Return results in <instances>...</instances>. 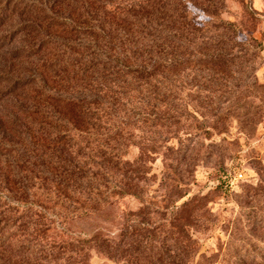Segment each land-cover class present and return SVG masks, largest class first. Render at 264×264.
I'll return each instance as SVG.
<instances>
[{
	"label": "trees",
	"instance_id": "1",
	"mask_svg": "<svg viewBox=\"0 0 264 264\" xmlns=\"http://www.w3.org/2000/svg\"><path fill=\"white\" fill-rule=\"evenodd\" d=\"M59 1L48 8L40 0H0V48L18 39L26 45L11 49L13 58L37 57L30 81L0 69V84H11L0 100L18 87L33 92L26 121L13 116L21 132L0 128V264H79L88 249L117 264L146 255L154 264H186L182 241L171 249L158 235L159 210L172 206L176 219L181 207L146 198L149 162L172 155L164 198L179 195L192 175L193 141L180 134L189 126L185 92L207 93L194 105L202 117L218 111L246 84L245 58L262 43L239 40L238 24L219 17L224 0ZM171 137L178 147L163 141ZM131 146L138 148L133 158ZM124 197L141 206L124 213L116 242L101 232L62 242L37 233L46 222L36 205L75 217Z\"/></svg>",
	"mask_w": 264,
	"mask_h": 264
},
{
	"label": "rangeland",
	"instance_id": "2",
	"mask_svg": "<svg viewBox=\"0 0 264 264\" xmlns=\"http://www.w3.org/2000/svg\"><path fill=\"white\" fill-rule=\"evenodd\" d=\"M124 1L127 2L116 0V3ZM224 1L219 17L238 24L240 41L257 39L262 45L253 53V59L249 56L245 58V62L248 61L247 64L244 62L246 67L248 65V77L241 76L247 77L246 84L234 91L236 99L223 104L218 111L202 110L205 115L202 117L195 111L194 105L200 103V96L207 93L193 87L185 92L190 104L187 116L189 126H185L180 134L185 142L193 141V156L189 161L192 171L188 177L190 182L172 200L165 199V173L172 170L170 166L175 161L172 155L159 153L149 162L152 180L146 198L152 197L161 207H165V203L181 207L176 219H171L172 206L161 208L156 217L157 226H160L158 235L167 241L171 249L175 248L173 244L178 239L186 246V264H264V0ZM40 2L48 8L58 6V0ZM59 3L63 7L66 5L64 0ZM189 7L199 19H209L201 9L192 4ZM24 45L26 42L18 39L4 43L0 48V69L30 81L37 66V57L13 58L10 52ZM251 45L255 47L256 44ZM32 82L35 84L34 80L31 81L34 85ZM10 86L7 81L0 84V89ZM31 89L28 85L18 87L6 99L0 100L2 130L21 132V123L16 120L26 121L24 114L31 106ZM15 115L18 117L16 120L13 119ZM163 141L178 147L177 138ZM137 154L138 148L131 146L127 157L133 158ZM2 171L0 164V175ZM175 180L172 175L168 181ZM13 205L22 207L16 202ZM48 205L46 209L39 205L34 208L46 222L44 228L39 227L44 230L37 233L40 238L49 237L59 242L95 232H101L116 242L124 227V213L141 206L136 199L124 197L97 212L74 217L72 214L64 215L68 213L66 208L54 212ZM17 235L20 236V233ZM171 249L168 248V254L174 256ZM148 257L146 255L144 258L147 260L138 264H154L156 257ZM79 264L117 263L88 249ZM124 264L136 263L124 260Z\"/></svg>",
	"mask_w": 264,
	"mask_h": 264
}]
</instances>
